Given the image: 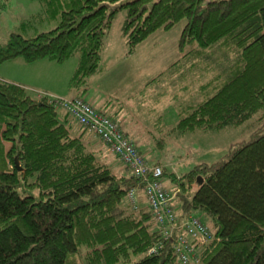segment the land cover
<instances>
[{
    "label": "trees",
    "instance_id": "obj_1",
    "mask_svg": "<svg viewBox=\"0 0 264 264\" xmlns=\"http://www.w3.org/2000/svg\"><path fill=\"white\" fill-rule=\"evenodd\" d=\"M121 10L127 54L156 30L184 21L178 47H188L157 77L188 81L181 84L188 96L172 97L179 99L173 132L235 126L264 113V0H44L39 16L56 26L31 37L11 33L0 45V63L77 55L70 86L80 90L97 70ZM209 71L214 75L204 82ZM158 117L163 130L164 117ZM67 120L46 96L36 98L0 78V264H66L68 258L83 264H264V123L219 159L181 176L196 185L190 195L175 193L181 217L201 212L219 238L202 247L198 262L182 263L174 239L162 240L145 198L135 209L123 203L140 179L128 167L123 172L98 161L83 139L88 128L76 132ZM124 133L138 137L125 127ZM156 244L157 252L146 254Z\"/></svg>",
    "mask_w": 264,
    "mask_h": 264
},
{
    "label": "rangeland",
    "instance_id": "obj_2",
    "mask_svg": "<svg viewBox=\"0 0 264 264\" xmlns=\"http://www.w3.org/2000/svg\"><path fill=\"white\" fill-rule=\"evenodd\" d=\"M43 14L44 0H0V45L7 42L11 33L31 37L55 27L56 21L45 16L40 18L39 15ZM124 20L125 11L121 10L115 15L104 38L97 70L86 78L85 83L80 84V89H83V93L86 94L84 97L95 108H102L100 110L107 114H114L110 111L111 108L121 107L123 114L128 115L130 120L138 124L139 132H145V135L133 137L132 140L141 145L148 159L161 164L167 173H172V176L164 175L162 181L169 190L172 200L176 202L177 191L190 195L196 189L195 184L189 187L185 179L181 180V176L200 162H213L219 159L230 144L249 138L251 132L264 123V113L257 112L235 126L209 130L194 128L184 133L173 132L171 127L177 121L179 99L172 97L177 94L184 99L188 93L183 94L185 89L181 86L184 84L183 80L181 84L178 82L169 84L166 80L156 84V81L158 73L166 74L170 63L179 58L188 47V43L184 44L182 50L178 47L184 21H180L170 29L156 30L141 41L132 53L127 54L128 47L122 34ZM77 62V55L61 62L49 58L22 62V64L3 62L0 63V78L26 82L27 90L33 96L40 91H46L50 97H68L76 91L70 86V82ZM207 75L204 82L210 80L214 72ZM186 83L188 84L187 79H185ZM197 86L193 85V90ZM159 90L166 92H162L159 97L156 94ZM92 98L94 100H91ZM61 112H59L60 119H71L64 110ZM160 114L163 115L166 124L163 130H160L162 128L157 122ZM70 122L74 124L73 130L76 132H79V128H83L73 119ZM83 132L84 142L95 152L98 161L107 163L118 171H126L122 161L99 137L88 129ZM155 136H164V143L155 140ZM181 182H184L185 190ZM123 203L127 205L125 201ZM196 214L202 221L209 222L201 212ZM81 252L84 254L85 250ZM135 258L136 256H133V259ZM66 264H83V259L79 258L76 263H72L71 258H68Z\"/></svg>",
    "mask_w": 264,
    "mask_h": 264
},
{
    "label": "built area",
    "instance_id": "obj_3",
    "mask_svg": "<svg viewBox=\"0 0 264 264\" xmlns=\"http://www.w3.org/2000/svg\"><path fill=\"white\" fill-rule=\"evenodd\" d=\"M44 96L50 104L64 110L71 119L99 137L124 166L140 179L141 187H131L124 201L135 209L138 198L144 197L162 240L174 239L173 251L182 263L198 262L202 247L219 238L198 215L190 213L181 217L178 204L172 200L163 184V166L140 153L136 143L125 136L123 119L95 108L82 95L50 97L49 93L40 91L36 98ZM159 244L150 247L146 254L156 253Z\"/></svg>",
    "mask_w": 264,
    "mask_h": 264
},
{
    "label": "crops",
    "instance_id": "obj_4",
    "mask_svg": "<svg viewBox=\"0 0 264 264\" xmlns=\"http://www.w3.org/2000/svg\"><path fill=\"white\" fill-rule=\"evenodd\" d=\"M5 62H21V64H22V62H25V61H23V59H21V58H16V59H13V60H9V61H5ZM34 62V61H33ZM3 63V62H2ZM15 66V65H14ZM11 77V76H10ZM153 78V77H152ZM1 79H4V80H8V79H5V78H1ZM10 79H13V78H10ZM164 79H158L157 81H156V84H160V81H163ZM9 81V80H8ZM12 82H15V83H18V84H20V85H22V86H24L25 88H27V86H26V82H24V81H15V80H11ZM147 84H148V81H147ZM46 92V91H45ZM84 91H83V89H82V91H81V89L80 90H76V91H74L71 95H76V94H82V96H84V95H86L85 93H83ZM163 93L164 92H166V90L164 91H162ZM161 90H159L156 94H158V96L160 97L161 96ZM155 94V93H154ZM71 95H69V96H71ZM68 96V97H69ZM34 97H36V95L34 96ZM91 98V97H90ZM91 100H94V98H92ZM100 109H102V108H100ZM106 110V109H105ZM62 111V109L59 111V112H61ZM111 112H114V115H118L119 117H121L122 119H123V121H124V125H125V129H126V131L127 132H129V133H131V134H133V135H136V136H142V135H145V132H139V127H138V124H136V123H134L133 121L134 120H130L129 119V116L128 115H125V114H123V111H122V108L120 107V108H118V107H114V108H111V110H110ZM61 114H63V112H61ZM126 117H125V116ZM159 118V117H158ZM157 118V122L159 121V119ZM164 122H165V120H164ZM157 125V124H156ZM159 126V125H158ZM149 144H151V143H149ZM150 148V146L148 147V149ZM146 150V149H145ZM176 197V196H175ZM176 199V198H175Z\"/></svg>",
    "mask_w": 264,
    "mask_h": 264
},
{
    "label": "water",
    "instance_id": "obj_5",
    "mask_svg": "<svg viewBox=\"0 0 264 264\" xmlns=\"http://www.w3.org/2000/svg\"><path fill=\"white\" fill-rule=\"evenodd\" d=\"M14 161H15V165L17 167V170L21 171L22 170V166L20 164V161H19L17 155L14 157Z\"/></svg>",
    "mask_w": 264,
    "mask_h": 264
}]
</instances>
